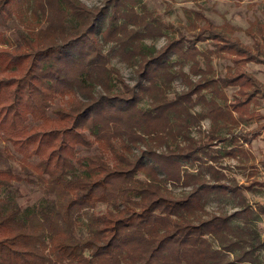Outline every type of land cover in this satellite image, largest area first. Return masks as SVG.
Returning <instances> with one entry per match:
<instances>
[{"label":"trees","instance_id":"16d2710c","mask_svg":"<svg viewBox=\"0 0 264 264\" xmlns=\"http://www.w3.org/2000/svg\"><path fill=\"white\" fill-rule=\"evenodd\" d=\"M105 3L0 0V138L19 155L17 172L0 168V207L15 182L39 187L47 200L0 208V264L254 263L261 244L252 213L237 181L216 163L238 157L264 129V85L246 69L264 64V22L255 18L242 30L248 45L232 36L239 28L225 20L215 26L201 10L191 11L195 33L187 35L146 12L141 0ZM13 20L20 26L9 32ZM8 32L12 48L2 46ZM156 37L166 38L159 49L144 42ZM195 40L212 48L201 51ZM108 43L136 67L133 85L110 66L101 48ZM214 54L230 61L222 74ZM176 79L184 88L169 98ZM196 105L200 111L191 113ZM204 119L210 127L196 140L189 129ZM193 166L195 173L186 171ZM167 184L189 191L176 195ZM213 194L237 197L238 209L208 215ZM98 204L109 210L94 213ZM235 217L242 228L230 225Z\"/></svg>","mask_w":264,"mask_h":264},{"label":"rangeland","instance_id":"374dc122","mask_svg":"<svg viewBox=\"0 0 264 264\" xmlns=\"http://www.w3.org/2000/svg\"><path fill=\"white\" fill-rule=\"evenodd\" d=\"M88 8H99L105 6L106 0H80ZM145 6L146 12L152 14L153 17L160 21L172 24L173 30L182 31L183 33L190 35L195 33L194 28L190 26V21L193 19L191 11L201 10L202 13L215 25L220 26L222 23L227 21L230 25L239 28L240 30L235 31L232 36L239 38L243 43L251 45L252 39L248 37L242 30L248 26L250 21L255 18L264 22V0H141ZM111 9V7H110ZM134 10L139 14L142 13V8L137 5L134 6ZM112 12V10H110ZM107 14H104L98 22V29L103 30L108 24ZM23 18H30L29 14L25 13ZM34 22L30 24L34 25ZM202 21H197V25H201ZM10 31L20 26L16 20L10 21ZM31 27V26H30ZM6 33V43L4 47H14L10 44L14 41V36L11 33ZM172 33V32H168ZM166 41L165 37L146 38L144 42L146 45H152L159 49L164 45ZM195 44L198 49L204 51L206 48L211 49L208 40L199 41L195 40ZM102 51L109 58V64L118 70L122 78L129 84H134L136 78L135 69L136 67H130L128 64L121 60L118 55L112 54L111 50L114 48L113 43L103 44ZM212 57V64L215 71L218 74L224 73L226 67L230 65V61L227 58H219L215 54ZM172 61L177 60L176 55H172ZM190 61L183 66V71L188 72ZM247 71L252 73L258 78L264 85V64H253L249 63L246 65ZM192 79L194 76L190 75ZM169 90V98H172L174 93H179L183 90L184 86L180 79H176L171 84ZM232 89H228L227 93L230 95ZM147 99L144 100L140 105L145 107ZM57 105L63 104L61 99L56 101ZM200 105H196L191 108V113L200 111ZM260 113L264 114V100L261 101V105L258 107ZM256 126V122H252L246 129H252ZM210 127L209 119H204L199 123V126L190 127V136L196 140L204 138V133ZM264 132V131H263ZM180 139V138H179ZM221 144H217L216 147H220ZM172 147V145H171ZM163 150V147L159 148L158 151ZM218 150V149H217ZM83 153H88L83 151ZM89 153H93L89 150ZM19 155L13 150L10 143L0 138V168L9 167L15 172L19 170L18 167ZM216 167L223 171L229 179L237 181L239 191L245 199V204L249 206L251 211V217L249 218L250 227L255 229L258 233L261 247L254 253L255 261L252 264H264V137H260L253 144L244 145L243 152L239 153L238 157H229L228 155H222ZM187 172L195 173L196 166L187 167ZM205 173V172H204ZM206 178H209V174H206ZM138 178L143 179L144 176L139 174ZM170 189L176 195H183L189 191V188L183 187L179 184L172 185L167 184ZM1 197L4 199V203L1 205V209L8 208L10 204L23 205L25 207L40 206L44 205L47 200H44L45 195L42 190L31 184L18 182L13 183V186L4 190L1 193ZM239 199L230 195L217 196L213 194L208 200L205 211L210 214H231L238 209ZM109 207L105 204H98L93 212L97 214L106 213ZM88 213L91 210L87 211ZM207 217V216H204ZM86 218L83 216L79 219V225H77L76 233L80 236H86L87 231L85 227ZM248 224V225H249ZM230 225L236 230L242 228L241 218H234L230 221ZM213 248H216L217 242L212 241ZM238 250H236L237 252ZM228 260L232 259V255H228ZM250 264V263H245Z\"/></svg>","mask_w":264,"mask_h":264},{"label":"crops","instance_id":"0c3cea01","mask_svg":"<svg viewBox=\"0 0 264 264\" xmlns=\"http://www.w3.org/2000/svg\"><path fill=\"white\" fill-rule=\"evenodd\" d=\"M263 131H264V129L261 131V134H260V136L257 139H259L260 137H264V132ZM257 139L253 140L251 142V144H253L255 141H257Z\"/></svg>","mask_w":264,"mask_h":264}]
</instances>
